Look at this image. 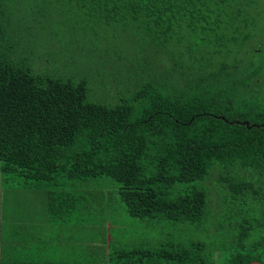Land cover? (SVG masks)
<instances>
[{"label": "trees", "instance_id": "trees-1", "mask_svg": "<svg viewBox=\"0 0 264 264\" xmlns=\"http://www.w3.org/2000/svg\"><path fill=\"white\" fill-rule=\"evenodd\" d=\"M44 4L34 19L62 37L53 73L0 0V264H264V37L245 43L260 3ZM78 58L89 75L67 72ZM108 197L183 237H128Z\"/></svg>", "mask_w": 264, "mask_h": 264}, {"label": "rangeland", "instance_id": "rangeland-1", "mask_svg": "<svg viewBox=\"0 0 264 264\" xmlns=\"http://www.w3.org/2000/svg\"><path fill=\"white\" fill-rule=\"evenodd\" d=\"M11 6L13 9V19H18V17H21L22 20L19 26V29L23 30L27 36L28 40L32 37V40L35 39L36 42H38L40 47L36 49V51L32 49H28V55L30 59H33L38 54L41 56V58L44 59L43 66L39 69L41 72H44L45 70H48L49 72L53 73L55 70V66H57L59 69H62V64L64 62V58H58L57 61H53L51 59V55L56 56L57 51H59L62 54V49L60 47L61 39L62 37H56L53 36L50 38L49 34L47 33V29H44L45 23H38V20H35L34 18H41L43 15L41 14L42 11H44V8H46L44 4V0H10ZM260 5H251L248 10L251 11L249 14V22L251 23L250 27L246 28L247 31L252 32L253 34H256L257 37L253 39V41L245 42L247 46L250 48H258L259 43H261V39L259 36L264 37V2H259ZM256 11H260L258 14H256ZM31 31H30V30ZM54 28L52 29V31ZM240 40H243V37L245 36L244 32H238L237 33ZM58 38V39H57ZM264 39V38H263ZM26 41V42H27ZM29 43L27 42V45ZM33 46L31 43L29 47ZM238 48L241 49L243 47L242 44H238ZM248 48V47H247ZM245 53V52H244ZM243 57L247 58L246 54H242ZM79 58L77 59L76 66L72 64L67 68V72L75 73L77 70H80L81 72L85 73V75H89V67L85 63H80ZM42 60L38 57V62H41ZM77 68V70H76ZM257 96L259 97L258 102H261L264 100V82L260 89V92L257 93ZM111 199V201H114L112 197H108ZM108 205V204H107ZM109 205L112 206V210L114 212H119L118 215H122L121 220L124 224V228L122 229V232L127 235L130 238H134L137 240H140V242H147L148 245H151V247H156L157 245H161L163 242H172L175 237H173V234L176 233L178 237H183V234L180 232L181 223L176 224L175 230L172 227V222H166V221H158L157 223L154 222L151 226L146 225L144 220L135 219L130 220L129 215L127 214L126 207L123 204V202H117L114 201L110 203ZM99 207V205H98ZM97 207V208H98ZM54 227L57 229V232L60 233L62 229L59 228L56 224ZM48 229V228H47ZM48 229L47 234L52 237V232H50ZM86 229H83V232H85ZM117 236V234H116ZM61 238L63 239L60 241V246H62L63 241L66 240V235H61ZM128 244L133 243V241L130 239ZM114 241L111 246H113ZM53 242L50 241L48 248L49 250L43 252L41 254L42 257L48 256L52 257L55 255V252L52 248ZM139 247V245H137ZM66 252V257H64L63 260H66L70 258L68 254L74 255L73 257L77 256L76 251H68L65 247L64 250ZM41 259V258H40Z\"/></svg>", "mask_w": 264, "mask_h": 264}, {"label": "crops", "instance_id": "crops-1", "mask_svg": "<svg viewBox=\"0 0 264 264\" xmlns=\"http://www.w3.org/2000/svg\"><path fill=\"white\" fill-rule=\"evenodd\" d=\"M247 1H248V2H252V0H247ZM257 1H258V2H264V0H257ZM109 237H110V236H109ZM66 240H67L68 243H71V244L75 241V240H72L71 237H69L68 235H66ZM70 251H71V250H70ZM87 251H88V253H90V254H92L94 251H96L98 258L100 257V260H101V258H102V256H103L101 249H100V248H97V247H96L95 250H94L92 247H89V250H87ZM68 256H69L70 258H68V259H66V260H63L64 262L70 263L71 261L76 260V257H73L74 255L68 254ZM64 257H66V254H64ZM64 257H63V258H64ZM81 259H87V256H86L85 254L81 253ZM61 262H62V261H61Z\"/></svg>", "mask_w": 264, "mask_h": 264}, {"label": "water", "instance_id": "water-1", "mask_svg": "<svg viewBox=\"0 0 264 264\" xmlns=\"http://www.w3.org/2000/svg\"><path fill=\"white\" fill-rule=\"evenodd\" d=\"M242 124H245L246 126H250L248 121H243L241 122ZM255 123H253L252 125H254ZM249 264H261L259 261L255 260V261H251Z\"/></svg>", "mask_w": 264, "mask_h": 264}]
</instances>
